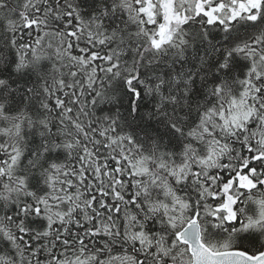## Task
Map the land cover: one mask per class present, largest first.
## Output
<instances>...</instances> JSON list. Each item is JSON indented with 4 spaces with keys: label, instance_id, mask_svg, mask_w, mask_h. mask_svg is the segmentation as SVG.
Masks as SVG:
<instances>
[{
    "label": "snow or ice",
    "instance_id": "1",
    "mask_svg": "<svg viewBox=\"0 0 264 264\" xmlns=\"http://www.w3.org/2000/svg\"><path fill=\"white\" fill-rule=\"evenodd\" d=\"M0 264H264V0H0Z\"/></svg>",
    "mask_w": 264,
    "mask_h": 264
}]
</instances>
